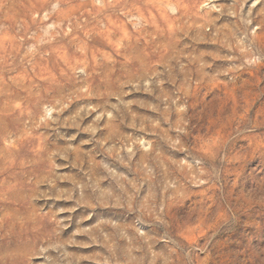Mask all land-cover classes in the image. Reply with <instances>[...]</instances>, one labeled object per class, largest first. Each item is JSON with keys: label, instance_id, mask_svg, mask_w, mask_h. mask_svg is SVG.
I'll use <instances>...</instances> for the list:
<instances>
[{"label": "rangeland", "instance_id": "374dc122", "mask_svg": "<svg viewBox=\"0 0 264 264\" xmlns=\"http://www.w3.org/2000/svg\"><path fill=\"white\" fill-rule=\"evenodd\" d=\"M0 264H264V0H0Z\"/></svg>", "mask_w": 264, "mask_h": 264}]
</instances>
